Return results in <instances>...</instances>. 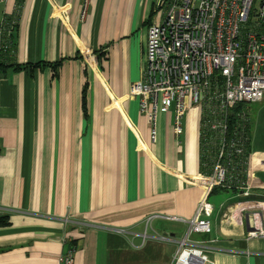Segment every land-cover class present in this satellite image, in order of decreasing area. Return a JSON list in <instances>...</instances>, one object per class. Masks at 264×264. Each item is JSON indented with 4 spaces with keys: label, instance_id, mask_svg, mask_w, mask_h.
Masks as SVG:
<instances>
[{
    "label": "crops",
    "instance_id": "0c3cea01",
    "mask_svg": "<svg viewBox=\"0 0 264 264\" xmlns=\"http://www.w3.org/2000/svg\"><path fill=\"white\" fill-rule=\"evenodd\" d=\"M83 1L0 0V21L18 8L15 63L49 65L0 77V264H64L67 253L70 264H171L163 238L183 239L203 196L197 176L210 172L201 111L189 110L178 142L160 112L152 143L127 94L157 0H88L80 19ZM250 155L248 197L210 193L221 199L209 202L210 232L191 239L212 264H264V239L247 238L264 205V151Z\"/></svg>",
    "mask_w": 264,
    "mask_h": 264
},
{
    "label": "built area",
    "instance_id": "2783aa9c",
    "mask_svg": "<svg viewBox=\"0 0 264 264\" xmlns=\"http://www.w3.org/2000/svg\"><path fill=\"white\" fill-rule=\"evenodd\" d=\"M17 14L16 9L12 17L0 21L2 48L14 33ZM152 16L140 79L129 86L127 97L136 100L152 143L160 112L171 114L172 134L178 142L187 113L200 109L202 156L213 162L206 165L210 173L197 176L203 196L193 219L186 222L183 239L174 240L179 247L171 264H212L206 245L192 241L191 235L210 232L213 207L208 196L215 188L249 195L253 168L249 115L232 110L264 99V0H157ZM247 221V238L264 239V205L248 214ZM71 261V253L62 259L64 264Z\"/></svg>",
    "mask_w": 264,
    "mask_h": 264
},
{
    "label": "trees",
    "instance_id": "16d2710c",
    "mask_svg": "<svg viewBox=\"0 0 264 264\" xmlns=\"http://www.w3.org/2000/svg\"><path fill=\"white\" fill-rule=\"evenodd\" d=\"M18 11V8H17ZM152 16V13H151ZM15 32H16V27L14 30V33L11 35L10 39L6 42V48H2L3 46V41H2V37L0 36V77L1 75H5V73L9 70H14V71H18L20 69H25L26 67H36V68H43L45 66H48V64H41V63H37L35 65H31V64H23V65H19L17 63H15L14 61V37H15ZM51 66V65H50ZM57 67V65H52V69L55 70V68ZM248 104H239L237 106L234 107V109L232 110V112H237L240 110H244V108L247 106ZM85 108V107H84ZM85 110V109H84ZM251 127H252V120L249 117L247 119V131H248V139H249V153H250V143H251ZM203 159V158H202ZM206 162L205 159H203V163ZM211 162H213L212 160H208L207 161V165H211ZM207 171V170H205ZM210 171V169H209ZM210 173V172H207ZM216 190H223L224 192H227V189L224 188H215L212 192L216 191ZM211 192V193H212ZM8 225V219L7 217H0V227H4ZM71 244V243H70Z\"/></svg>",
    "mask_w": 264,
    "mask_h": 264
},
{
    "label": "rangeland",
    "instance_id": "374dc122",
    "mask_svg": "<svg viewBox=\"0 0 264 264\" xmlns=\"http://www.w3.org/2000/svg\"><path fill=\"white\" fill-rule=\"evenodd\" d=\"M134 83V82H133ZM244 111L249 115L252 120V127H251V145L250 149L252 152H262L264 151V99L260 103L249 104L244 108ZM219 201L221 199L215 197L213 194L209 197V202L211 204L214 201ZM214 205V204H213ZM193 240L199 239L198 234H193L191 236ZM179 241V240H177ZM173 245L170 244V253H169V262L171 258L173 259L172 254L176 252L179 245L176 242L170 241ZM175 251V252H174Z\"/></svg>",
    "mask_w": 264,
    "mask_h": 264
}]
</instances>
